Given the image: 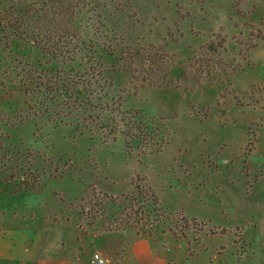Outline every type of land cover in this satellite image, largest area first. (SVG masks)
Returning a JSON list of instances; mask_svg holds the SVG:
<instances>
[{
    "label": "rangeland",
    "instance_id": "rangeland-1",
    "mask_svg": "<svg viewBox=\"0 0 264 264\" xmlns=\"http://www.w3.org/2000/svg\"><path fill=\"white\" fill-rule=\"evenodd\" d=\"M22 1L0 0L12 200L83 229L202 236L200 264L215 248L211 264H264V0H85V47L63 53L32 27L52 5Z\"/></svg>",
    "mask_w": 264,
    "mask_h": 264
},
{
    "label": "crops",
    "instance_id": "crops-1",
    "mask_svg": "<svg viewBox=\"0 0 264 264\" xmlns=\"http://www.w3.org/2000/svg\"><path fill=\"white\" fill-rule=\"evenodd\" d=\"M17 195L0 186V264H98L93 260L96 252L105 264H200V250L206 251L202 236L98 229L95 225L83 229L75 219L55 220L38 198L34 207L29 202L19 206L12 200ZM215 251L202 263L219 260Z\"/></svg>",
    "mask_w": 264,
    "mask_h": 264
},
{
    "label": "trees",
    "instance_id": "trees-1",
    "mask_svg": "<svg viewBox=\"0 0 264 264\" xmlns=\"http://www.w3.org/2000/svg\"><path fill=\"white\" fill-rule=\"evenodd\" d=\"M22 3L26 5L28 2L24 0ZM31 3L37 6L40 3L52 5L51 9L45 10V12H43L44 10H36L34 7L35 14L31 18L33 29L36 30L38 36L41 35L47 40L48 43H46V47L50 49L52 53H63V51L65 52L64 49L72 46V44L76 47H85V42L81 38L80 29L76 24V16L81 8L85 6V0H31ZM220 46H222V44H220ZM213 50L216 51V48H213ZM259 90L260 86L253 84L250 92L244 95H249L250 99L253 100L255 92ZM222 95H224V93H222ZM137 129L138 126L134 121L132 123L125 121L124 126L119 128V132L124 135L127 147H130L129 138L132 136L134 138L139 137V134H136ZM155 149H157V147H155ZM134 184L137 189H142L138 182ZM149 190L154 192L151 188H149ZM159 200V197L155 195V201L159 202ZM196 221L195 218L192 219V222L195 223ZM212 233L216 234L217 232L212 230Z\"/></svg>",
    "mask_w": 264,
    "mask_h": 264
},
{
    "label": "built area",
    "instance_id": "built-area-1",
    "mask_svg": "<svg viewBox=\"0 0 264 264\" xmlns=\"http://www.w3.org/2000/svg\"><path fill=\"white\" fill-rule=\"evenodd\" d=\"M93 260L97 262L98 264H105L106 262L105 258H103L101 254L97 252L93 254Z\"/></svg>",
    "mask_w": 264,
    "mask_h": 264
}]
</instances>
